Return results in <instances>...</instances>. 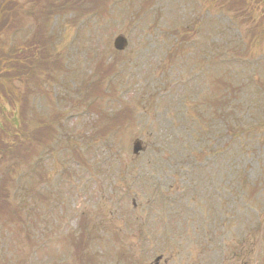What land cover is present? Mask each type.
<instances>
[{"label": "rangeland", "instance_id": "rangeland-1", "mask_svg": "<svg viewBox=\"0 0 264 264\" xmlns=\"http://www.w3.org/2000/svg\"><path fill=\"white\" fill-rule=\"evenodd\" d=\"M162 252L264 264V0H0V264Z\"/></svg>", "mask_w": 264, "mask_h": 264}, {"label": "water", "instance_id": "water-1", "mask_svg": "<svg viewBox=\"0 0 264 264\" xmlns=\"http://www.w3.org/2000/svg\"><path fill=\"white\" fill-rule=\"evenodd\" d=\"M114 46L118 50L125 49V47L127 46V39L122 35L117 36L114 40ZM140 145L141 143L139 141L135 142L134 149H133L135 154H137L141 150Z\"/></svg>", "mask_w": 264, "mask_h": 264}, {"label": "trees", "instance_id": "trees-1", "mask_svg": "<svg viewBox=\"0 0 264 264\" xmlns=\"http://www.w3.org/2000/svg\"><path fill=\"white\" fill-rule=\"evenodd\" d=\"M11 9V8H10ZM6 15H7V13L5 12V16L4 17H6ZM6 19V18H5ZM101 91V90H100ZM23 109V108H22ZM24 110V109H23ZM44 121V124L45 123H47V122H52V119L50 118V119H48V120H43ZM47 130L45 129V130H43V128H39L38 129V131H36V134H35V136H36V138H38V137H41V133L42 132H46ZM48 132V131H47ZM37 134H38V136H37Z\"/></svg>", "mask_w": 264, "mask_h": 264}, {"label": "clouds", "instance_id": "clouds-1", "mask_svg": "<svg viewBox=\"0 0 264 264\" xmlns=\"http://www.w3.org/2000/svg\"><path fill=\"white\" fill-rule=\"evenodd\" d=\"M161 254H163V258L161 259V264H166V262H167V253H161Z\"/></svg>", "mask_w": 264, "mask_h": 264}]
</instances>
